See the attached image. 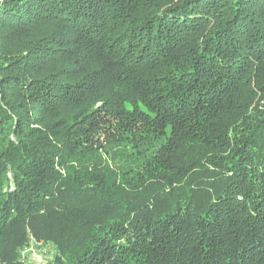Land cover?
Listing matches in <instances>:
<instances>
[{"label":"trees","instance_id":"trees-1","mask_svg":"<svg viewBox=\"0 0 264 264\" xmlns=\"http://www.w3.org/2000/svg\"><path fill=\"white\" fill-rule=\"evenodd\" d=\"M264 264V0H0V264Z\"/></svg>","mask_w":264,"mask_h":264},{"label":"rangeland","instance_id":"rangeland-1","mask_svg":"<svg viewBox=\"0 0 264 264\" xmlns=\"http://www.w3.org/2000/svg\"><path fill=\"white\" fill-rule=\"evenodd\" d=\"M40 248V249H39ZM46 249H50L48 246L45 247ZM50 250H47V252H44L43 247H32L30 249H27L24 252L25 260L29 264H47L50 261Z\"/></svg>","mask_w":264,"mask_h":264},{"label":"built area","instance_id":"built-area-1","mask_svg":"<svg viewBox=\"0 0 264 264\" xmlns=\"http://www.w3.org/2000/svg\"><path fill=\"white\" fill-rule=\"evenodd\" d=\"M34 246H36V247H43L44 252H47V250H48V249L45 248L46 246H44L41 242H38V241H36L34 239H31L29 246H27L24 251H26L27 249H30V248H32Z\"/></svg>","mask_w":264,"mask_h":264}]
</instances>
